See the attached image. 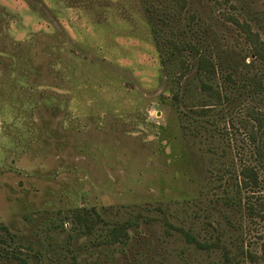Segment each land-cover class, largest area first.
<instances>
[{"label": "rangeland", "instance_id": "374dc122", "mask_svg": "<svg viewBox=\"0 0 264 264\" xmlns=\"http://www.w3.org/2000/svg\"><path fill=\"white\" fill-rule=\"evenodd\" d=\"M187 2L180 14L172 0H0V224L23 254L40 264H227L168 222L257 256L239 264H264V167L260 188L238 189L241 168L259 165L249 111L264 114L243 84L264 82V65L232 19L264 40V0ZM170 41L216 55L219 82L232 73L240 88L228 85L232 101L190 110L202 96L197 56ZM182 60L193 70L180 81ZM83 208L104 219L92 234L71 220ZM125 221L136 222L128 244L104 243Z\"/></svg>", "mask_w": 264, "mask_h": 264}, {"label": "trees", "instance_id": "16d2710c", "mask_svg": "<svg viewBox=\"0 0 264 264\" xmlns=\"http://www.w3.org/2000/svg\"><path fill=\"white\" fill-rule=\"evenodd\" d=\"M165 1V0H159ZM179 7L180 14L186 10L188 5L187 0H172ZM195 16L192 17L193 21ZM233 21L239 25L242 31L246 34L247 39L250 41L253 49V56L257 61L264 65V40L260 37L258 33H254L252 28L247 23H240L235 18H232ZM173 48V53L176 51H185L190 50L191 53H194L197 56L196 59V72L199 75L200 86L198 91L202 96L197 99H190L187 101L189 104V109L195 113L204 114L209 112L210 109L225 104L226 102H231L233 97L228 93L229 86H237V81L234 79L232 73H227L224 83L219 82L221 71H224L223 65L220 59L216 58V55L203 51L200 47L187 43L184 47H179L174 41H170ZM182 70L180 72L179 80L185 79L193 70V67L182 60ZM224 75V73H223ZM247 82V83H246ZM243 84V87H247L246 91L252 95V98H255L258 105H264V82L255 80L254 77L248 76V80ZM240 90V88L237 86ZM190 87L185 91L184 97L188 95ZM232 93V89H231ZM244 93V92H243ZM183 97V92H177L175 94L176 101L180 100ZM258 109L253 108L249 111L250 116L253 118L254 126L253 131H247L249 135L250 142L254 147V153L256 154V160L258 164H249L244 165L239 173V183L238 189L245 190L247 192H254L255 189L261 187V172L260 166L264 167V114ZM189 117V115H186ZM196 122V121H195ZM198 122V120H197ZM248 126V124H245ZM250 211H254V208L250 206ZM253 213V212H252ZM72 222H74L77 229L85 230L88 234H92L96 227L104 222L103 217L96 211V209L88 210L83 208L81 210H76L72 212L71 216ZM136 224L135 221H125L113 224L111 227H108L106 234L103 236L104 243L109 245L115 244H128L130 240V228ZM169 229L172 228L175 232H179L190 244L195 245L197 249L213 251V250H222L225 262L227 264H239L241 258H249L251 260H256V255L252 254L250 251H246L244 247L239 249L236 253L232 251L227 245H225L219 238L215 241H201L196 235L187 231L182 226L171 225L166 222ZM168 229V233L170 230ZM16 235H14L10 229L0 224V264L1 260H15L19 264H34L29 261V259L34 258L37 264H40L39 256L29 255V253L23 254V251L17 247L15 242ZM30 248V247H29ZM34 260V261H35ZM72 264H77V259L74 258Z\"/></svg>", "mask_w": 264, "mask_h": 264}, {"label": "flooded vegetation", "instance_id": "af4514ba", "mask_svg": "<svg viewBox=\"0 0 264 264\" xmlns=\"http://www.w3.org/2000/svg\"><path fill=\"white\" fill-rule=\"evenodd\" d=\"M76 228V227H75ZM78 230V229H77Z\"/></svg>", "mask_w": 264, "mask_h": 264}]
</instances>
